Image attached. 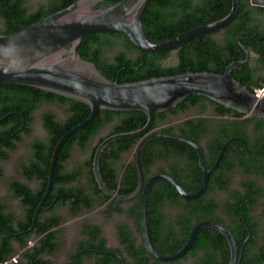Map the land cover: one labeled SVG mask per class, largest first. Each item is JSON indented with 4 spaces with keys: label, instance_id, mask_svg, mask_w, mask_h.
<instances>
[{
    "label": "trees",
    "instance_id": "trees-1",
    "mask_svg": "<svg viewBox=\"0 0 264 264\" xmlns=\"http://www.w3.org/2000/svg\"><path fill=\"white\" fill-rule=\"evenodd\" d=\"M122 0H105L95 9H106ZM74 0H44L36 7H30L28 0H0V35H12L20 31L21 26H31L41 20L71 6ZM232 9L231 0H151L144 12L142 22L149 39L153 43H163L188 30L209 24L227 16ZM264 7L253 6L250 0H240V11L237 19L224 30L196 38L175 51L164 54H149L137 49L124 35L118 33L92 34L83 38L79 54L86 61L92 62L108 80L118 83H136L154 78L171 77L188 72H209L223 74L234 61L245 59L238 37L245 32L258 35L257 40L249 36H241L240 42L251 53L248 64L234 71L233 77L248 86L254 93L255 89L264 85ZM221 36V41L216 36ZM169 62V63H168ZM203 96L192 95L177 108L158 114L150 131L167 123L166 116L186 112L198 105ZM46 103H58L66 108L67 117L59 120L55 113L44 112L43 126L47 131L46 140H36L32 144V155L26 162L20 163V169L27 183L14 181L11 183L12 195L22 208L17 215L7 204L0 203V264L19 256L18 264H53L44 259V255H53L59 249L57 228L64 218L57 214V209L67 207L71 217L93 211L105 204L110 196H104L94 174L93 162L98 147L107 138L121 133L133 132L147 124L148 117L144 112H114L100 111L97 118L85 129L71 137L62 147L54 174V182L44 208L40 211L36 224L33 226L36 210L48 186V177L54 149L59 140L71 129L85 121L91 114L89 105L80 101L56 95L41 89L0 84V161L10 158V153L18 148L24 136L32 134L35 114ZM215 103V102H213ZM217 104V103H216ZM222 110H229L235 116H243L232 109L218 104ZM110 127L98 144L92 149L90 157L69 170L68 164L76 147L83 152L93 138L99 136L102 130ZM159 133H170L171 129L162 128ZM141 141L127 139L114 142L106 147L100 157V173L107 187L120 196L135 192L139 185V175L136 162V150ZM171 143L168 139H157L149 142L143 151V166L152 164L150 156L159 149L164 151ZM179 151L180 148H171ZM195 151L193 148H186ZM134 151L133 160L126 168L119 167L124 154ZM4 169L0 166V180ZM34 184L32 187L30 184ZM193 194L195 190L185 189ZM160 197V202H154ZM182 197L164 182H158L151 191L148 202L149 230L154 248L161 253L158 241L162 239L159 231L163 226V215L158 206L169 200L174 204ZM108 213L114 211L110 207ZM137 220L139 231L140 206L137 202L131 211ZM193 228V227H191ZM95 232L91 235L90 232ZM209 233L212 229H206ZM84 233L91 236L88 242H81V248H106V240L100 238L101 229L87 226ZM189 233L186 232V236ZM128 234L123 233L125 242ZM33 236V237H32ZM36 242L32 248L29 243ZM168 241V240H167ZM243 241V239H242ZM241 241V242H242ZM18 244V248H15ZM138 254L147 256L143 246H134ZM83 255L75 254L71 264H81ZM122 264L118 258L112 260ZM140 261L139 264H145ZM228 261L223 264H229ZM264 259L244 260L243 264H263ZM148 264V263H147ZM154 264H160L155 261ZM214 264H220L219 262Z\"/></svg>",
    "mask_w": 264,
    "mask_h": 264
},
{
    "label": "water",
    "instance_id": "water-1",
    "mask_svg": "<svg viewBox=\"0 0 264 264\" xmlns=\"http://www.w3.org/2000/svg\"><path fill=\"white\" fill-rule=\"evenodd\" d=\"M103 1L105 0H74L71 6L38 23L21 26L20 31L15 34L0 35V84L41 89L80 101L91 108L89 117L68 131L54 149L47 190L36 210L33 226L52 190L58 156L65 143L89 126L102 110L140 111L148 117L144 127L133 132L113 135L98 147L93 169L100 189L110 197L115 193L107 187L100 173V157L106 147L120 140L141 138L136 150L138 188L132 195L118 196L116 199L129 200L141 194L139 202L141 235L146 251L160 262H174L184 258L191 251L201 231L213 229L223 234L229 243L231 255L229 264H243L242 254L233 233L214 221H203L195 225L185 245L174 254L164 255L154 248L148 214L149 194L153 185L159 181L168 182L183 199L194 201L205 193L210 173L205 170L204 184L193 194L188 193L178 181L166 174H157L145 183L143 151L149 142L157 139L186 141L170 134H151L150 130L158 114L177 108L192 95L206 97L240 114L264 119V98L258 100L248 86L233 77L235 70L251 60V53L240 42V37L249 36L257 40L262 38L249 32L242 33L238 37V42L245 53V59L231 63L223 74L188 72L171 77L118 84L108 80L94 63L84 60L79 54L78 50L84 37L92 34L118 33L124 35L142 52L164 54L175 51L196 38L220 32L230 26L239 15L240 0H231L232 9L222 19L188 30L163 43H153L143 26L142 18L151 0H122L106 9H95ZM250 3L253 6L264 7V0H250ZM186 142L198 151L204 167L202 148L196 143ZM224 151L225 147L221 155ZM248 240L249 238L244 242V246ZM121 260L125 264L123 259Z\"/></svg>",
    "mask_w": 264,
    "mask_h": 264
},
{
    "label": "flooded vegetation",
    "instance_id": "flooded-vegetation-1",
    "mask_svg": "<svg viewBox=\"0 0 264 264\" xmlns=\"http://www.w3.org/2000/svg\"><path fill=\"white\" fill-rule=\"evenodd\" d=\"M57 105L59 104L46 103L38 112L55 113ZM180 115L184 117L179 118ZM166 118L167 123L161 126L171 129V132L166 134L196 143L202 148L204 167L200 162L198 151L190 143L168 139L171 143L167 147L164 146V151L161 152L159 149L155 151L150 156L152 164L147 168L144 167L145 183L157 174H166L178 181L184 189L195 190L196 193L204 184L205 170L210 174L208 187L199 199L191 201L182 198L175 204L165 200L158 206L159 212L163 215V226L159 231L162 239L158 241L161 254L171 255L178 252L187 242L189 234L186 236V232L190 233L193 229L191 227L203 221H214L224 225L233 233L242 254V263L248 259H264V119L247 115L235 116L233 112L222 110L218 104L206 97L186 112L176 115L169 113ZM161 127L150 133H159L157 131ZM101 137L93 138L87 151L84 152L87 158L83 162L90 157L92 149ZM223 147L225 151L221 155ZM171 148H180V150L174 151ZM186 148H193L195 151ZM129 155L130 153L124 154L118 163L122 169L133 160L128 157ZM159 182H164L174 189L168 182ZM157 183L153 185L151 191ZM120 195L116 191L112 197L104 194L109 198L105 204L96 210L86 211L88 213L97 211L100 218L89 217L82 221L81 240L70 251L67 264H71L75 254L83 255L81 264L91 259H95L96 264H115L112 262L114 258H118L121 263L123 259L125 264H139L144 258L145 264H154L158 261L147 251V256L143 257L134 249L136 245L144 247L137 220L131 215L137 202H140L141 194L129 200L116 199ZM160 197L154 202L156 205L159 204ZM111 206L114 211L108 213ZM56 212L60 216L69 214L67 207H60ZM110 220L115 225V243H112L104 230L105 223ZM66 223L64 219L57 228L59 249L61 227ZM89 225L101 229L100 238L106 240L105 249L90 245V248L80 250L81 242L91 240V236L84 233ZM90 233L94 235L95 232ZM123 233L128 234V242L124 241ZM35 242L36 239H33L28 248H32ZM15 248H18V244H15ZM53 255H44L43 258L48 260L47 257ZM228 255L230 261V246L226 237L212 229L211 233L204 230L199 233L193 248L184 258L170 263L158 262L160 264L216 262L223 264L228 261Z\"/></svg>",
    "mask_w": 264,
    "mask_h": 264
},
{
    "label": "rangeland",
    "instance_id": "rangeland-1",
    "mask_svg": "<svg viewBox=\"0 0 264 264\" xmlns=\"http://www.w3.org/2000/svg\"><path fill=\"white\" fill-rule=\"evenodd\" d=\"M42 1L44 0H28V5L30 7H36ZM1 25L2 20L0 19V26ZM216 39L221 41V36H216ZM55 110V114L57 115L59 120L65 119L68 115L66 108L61 105H57V108ZM42 115L43 112H38L37 114H35V120L32 126V134L30 136H24L23 140L18 144V148L10 153V158L8 160L0 161V166L4 169V176L0 180V203L7 204L10 210L15 212L17 215H20L22 213V208L21 205L13 198L11 183L14 181L27 183L26 179L22 175L20 163L28 161V159L32 155V144L36 140H46L48 137L47 131L43 126ZM183 117V115H180L179 118ZM110 129V127L105 128L101 131L99 136L107 134ZM128 157L130 159H133L134 151L130 153ZM86 158L87 157L84 152L80 148L76 147L73 152L72 159L68 164V169H74ZM30 185L32 187L35 186L34 184ZM61 216L64 217L67 223L63 227H61L59 252L53 256L47 257V259L53 264H67L70 251H72L81 240L80 224L83 220L89 217L100 218L97 211L93 213L85 212L82 215L73 218L69 214H61ZM114 226V223L112 222V220H110L105 223L104 227L105 234L111 239L112 243H115L116 239ZM85 264H96V261L95 259L87 260Z\"/></svg>",
    "mask_w": 264,
    "mask_h": 264
},
{
    "label": "built area",
    "instance_id": "built-area-1",
    "mask_svg": "<svg viewBox=\"0 0 264 264\" xmlns=\"http://www.w3.org/2000/svg\"><path fill=\"white\" fill-rule=\"evenodd\" d=\"M255 96L257 97L258 100H261L264 98V86H260L255 89L254 91ZM19 261V256H15L8 261L1 263V264H18Z\"/></svg>",
    "mask_w": 264,
    "mask_h": 264
}]
</instances>
